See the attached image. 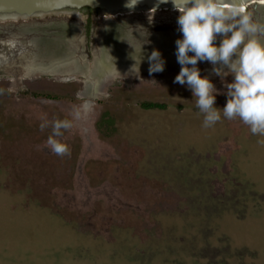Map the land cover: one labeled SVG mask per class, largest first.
Here are the masks:
<instances>
[{"label":"rangeland","instance_id":"1","mask_svg":"<svg viewBox=\"0 0 264 264\" xmlns=\"http://www.w3.org/2000/svg\"><path fill=\"white\" fill-rule=\"evenodd\" d=\"M94 13L0 22V264H264V138L238 119L202 127L191 91L174 83L179 12ZM111 21L137 56L147 43L139 76L117 75L97 86L102 94L85 77L80 94L82 79L71 78L81 74L34 72L25 59L33 37L21 27L78 24L94 54ZM154 49L166 68L150 75ZM197 67L222 109L224 84L210 63ZM74 110L61 138L71 155L61 158L40 124Z\"/></svg>","mask_w":264,"mask_h":264},{"label":"clouds","instance_id":"2","mask_svg":"<svg viewBox=\"0 0 264 264\" xmlns=\"http://www.w3.org/2000/svg\"><path fill=\"white\" fill-rule=\"evenodd\" d=\"M141 2L126 0L124 7L131 12ZM171 3L179 12L177 24L182 33V39L175 41L181 69L174 83L187 85L191 91L196 108L203 114L202 127L212 128L222 118L238 119L253 135L264 138V18L256 13L260 0L252 7V0H171ZM145 43L146 39L140 43L139 56L134 47L131 55L134 64L129 73L137 77L144 60ZM147 60L150 75L164 71L165 61L158 50L154 49ZM198 62L210 63L212 74L224 84L227 101L222 109L215 107L220 93L208 76H201ZM229 76L233 77L231 83L226 82ZM4 92L0 89V95ZM80 115L79 110H74L72 119L45 120L40 124L41 131L51 127L44 145L51 154L61 158L71 155L70 146L61 138L74 127V120ZM258 143L264 144V139Z\"/></svg>","mask_w":264,"mask_h":264},{"label":"bare ground","instance_id":"3","mask_svg":"<svg viewBox=\"0 0 264 264\" xmlns=\"http://www.w3.org/2000/svg\"><path fill=\"white\" fill-rule=\"evenodd\" d=\"M259 5L263 6L264 1H260ZM256 13L260 15L259 17L264 18L263 10H259ZM12 28V24H10L11 31ZM80 28L75 23H46L26 28L21 27L20 33L23 36L31 35L33 37V40L30 42L31 46L29 45L31 51L26 54L25 59L35 63L32 68L34 72H55L69 75L81 74L87 79L85 88L89 91L93 87H97L103 82H107V80L117 76L116 70L120 74L129 71L134 64V60L131 58V54L134 52L133 47H136L129 46L127 33L123 31V26L114 24L111 21L105 23L103 28L100 29L101 32L96 40L98 52H94L93 54L91 68L87 63L82 61L84 56H79L78 59L77 53H80L79 50H82V44L79 45L78 42H83V39L80 40L82 32ZM0 31H2L1 27ZM52 32H55V34ZM141 66H144V62L140 64Z\"/></svg>","mask_w":264,"mask_h":264},{"label":"water","instance_id":"4","mask_svg":"<svg viewBox=\"0 0 264 264\" xmlns=\"http://www.w3.org/2000/svg\"><path fill=\"white\" fill-rule=\"evenodd\" d=\"M125 3L126 0H0V22L25 21L62 13L68 15L71 13L76 14L86 8L95 12L94 18L96 20H98V13L99 15L112 18L115 15L125 16L135 13H149L152 9L153 12L158 10H174L171 0H169L168 3H160L159 0H142L134 11L131 12L124 7ZM252 6H256V0H252L250 7ZM97 35L95 37V42ZM77 54L78 59L79 56H84L82 61L88 63L87 55H85L83 51Z\"/></svg>","mask_w":264,"mask_h":264},{"label":"flooded vegetation","instance_id":"5","mask_svg":"<svg viewBox=\"0 0 264 264\" xmlns=\"http://www.w3.org/2000/svg\"><path fill=\"white\" fill-rule=\"evenodd\" d=\"M84 13H85V15L87 16V21L88 20H90L91 19V17L93 16V13H94V11L93 10H82ZM87 26H88V23H87ZM88 27H86V32H85V35H86V37H87V35H89V34H91V29H87ZM52 33H54L55 34V32H52ZM83 42L82 43H84V49H82V50H79L80 52H84V54L85 55H87V60H88V65H89V67L91 68L92 67V64H91V62H92V54H89L88 52H87V47H86V44L87 43H90V41L89 40H87L86 38L85 39H83L82 40ZM20 43H23V40H20ZM96 43V42H95ZM86 52V53H85ZM80 54V53H79ZM78 78V80L81 78L82 80H81V90H80V94H82V92H83V85H84V82H85V78L84 77H75V78H71V79H77ZM70 79V80H71ZM105 86V85H104ZM104 86H99V87H97L96 88V90H95V94L94 95H96V94H102L103 93V89H104Z\"/></svg>","mask_w":264,"mask_h":264},{"label":"trees","instance_id":"6","mask_svg":"<svg viewBox=\"0 0 264 264\" xmlns=\"http://www.w3.org/2000/svg\"><path fill=\"white\" fill-rule=\"evenodd\" d=\"M85 10H91V9H89V8H86Z\"/></svg>","mask_w":264,"mask_h":264}]
</instances>
